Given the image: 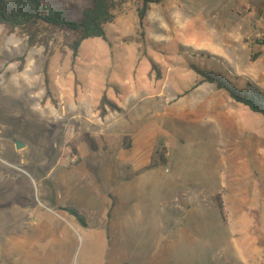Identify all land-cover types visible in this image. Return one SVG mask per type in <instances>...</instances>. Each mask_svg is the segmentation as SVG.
I'll list each match as a JSON object with an SVG mask.
<instances>
[{
	"label": "rangeland",
	"instance_id": "obj_1",
	"mask_svg": "<svg viewBox=\"0 0 264 264\" xmlns=\"http://www.w3.org/2000/svg\"><path fill=\"white\" fill-rule=\"evenodd\" d=\"M42 1L76 21L95 2ZM122 1L107 40L85 41L77 57L64 34L30 46L24 34L0 27V264H241L237 208L225 206L224 216L214 196L220 170L243 145L234 109L249 108L216 85L180 96L201 81L196 69L264 92V0H162L151 4L143 27V0ZM105 94L123 110L102 119ZM250 114L262 153L264 117ZM142 127L160 136L140 161L162 168L173 142V171L110 175L108 168L125 167L119 152L133 146L127 134ZM85 133L97 140V153ZM189 177L207 180L190 207ZM171 179L182 185L173 189ZM61 207L79 210L89 226ZM160 226L163 240L155 235ZM102 231L107 247L93 238Z\"/></svg>",
	"mask_w": 264,
	"mask_h": 264
},
{
	"label": "crops",
	"instance_id": "obj_2",
	"mask_svg": "<svg viewBox=\"0 0 264 264\" xmlns=\"http://www.w3.org/2000/svg\"><path fill=\"white\" fill-rule=\"evenodd\" d=\"M204 87H206V85L204 86L201 85L199 86V88L196 89L192 88L193 90L191 89V91L185 92L184 94H182V96H180V98L196 90L199 91L200 89H202V91H205L207 88ZM115 104L117 105V103ZM225 104L234 105V106L236 105L228 102H225ZM117 106L121 109L119 105ZM122 110L123 109H121L120 111ZM112 112L116 113L117 110L110 109L107 112L108 118L110 117V114ZM234 112L239 114V118H240L239 122L242 123V127L238 131V134L240 135V138H242L241 141L243 145L242 148H240V153L236 157V159H234L231 162V164L226 165L224 168L220 170L219 180H218L220 184H218V188H217L218 191L217 194L214 196V198L217 195H221L223 203L226 207L230 205L237 208L238 217L236 221H238L237 223H239L241 227V229L237 233L239 235V240L241 241H239V243H237L236 245V251L238 254V258L240 259L239 262L241 264H264V227L262 228L258 227V224L260 223L264 224V215L260 214V211H258L260 210V207L264 208V152L262 153L260 152V145H259L260 128L257 121L254 123L252 120H249L250 118H252V115L250 113L253 112L251 111L247 112V110L245 109L242 110L239 107L235 108ZM164 114L166 116L170 115L171 117H173V119L176 120L178 119V116H176L174 113L173 115H171L167 111L164 112ZM146 128L148 127L145 128L142 127L140 130H136L135 133L127 134L133 140L132 142L133 146L131 143L130 144L128 143L127 146L129 147V150L124 149V150H120L121 152H119L120 159L124 161L125 167L108 168L110 175H116V174L140 175L149 169L155 171L162 169L160 172H164L163 170H166L167 174L173 171L169 167L170 159H172L174 152L173 142H168L165 146L167 151V158H165L166 164L162 163L161 161L159 163L162 166L163 165L166 166L167 168H164V166L162 168L158 166L149 167L151 163L150 160H148V163H143L144 160L140 161L143 158L142 155L147 154L148 157H151L152 155L151 150L153 149V147H155L154 146L155 142L160 136V131L157 130L154 135H150L149 137L148 133H146ZM111 147L112 146H110V148ZM110 148L108 151H110ZM140 156L142 157L140 158ZM93 170H97V168ZM189 175H190V170H189ZM86 177L87 176H85L84 179ZM189 179H188L189 186L187 190L183 188V192H188L187 206L190 207L191 204L195 203L194 191L198 188L197 186L200 185V187H202L204 183L207 184V180L204 178H190V177ZM100 181H102L105 185H107L109 182H112V180L110 179L108 180V183L106 180H100ZM162 181H164V179H162ZM171 183L173 184V189L177 187L176 185H178V187L182 185L181 180L179 179L178 180L171 179ZM112 188H113L112 186L111 188L108 187V190L113 191ZM183 197L186 198L187 193H185ZM105 198H106L105 200L106 204L111 205L113 198L112 193L109 192L108 195L106 194ZM107 205H106V213L108 212ZM251 228H255L256 230L254 229L253 231H250ZM155 235L156 238L159 240L164 239L165 236L162 226L159 227V232L157 227V231ZM93 238L99 241L101 244H104L103 246L107 245L105 240L107 239L106 231H102V234H100L99 236L97 234L93 235ZM158 245L160 244L158 243Z\"/></svg>",
	"mask_w": 264,
	"mask_h": 264
},
{
	"label": "trees",
	"instance_id": "obj_3",
	"mask_svg": "<svg viewBox=\"0 0 264 264\" xmlns=\"http://www.w3.org/2000/svg\"><path fill=\"white\" fill-rule=\"evenodd\" d=\"M161 1L143 0L142 7L138 10L141 27L144 25L151 4H158ZM123 4L122 0H95L93 6L85 9L82 18L76 21L70 18V13L67 10L46 5L42 0H0V27H5L10 35L17 32L24 34L28 38L30 46L31 44L47 46L53 36L64 34L68 42L71 43L74 57H77L85 41L90 39L107 40L106 27L117 20ZM260 44L264 46V41ZM258 56L260 54H256L253 59H257ZM22 69L23 67L20 68V70ZM153 69V71L159 70L155 64ZM196 71L202 79L196 83L193 89L199 88L203 84L216 85L219 90H225L233 101L264 117V92L253 86L248 91H241L219 73L200 69H196ZM158 73L157 79L161 80V72L158 71ZM108 105L112 110H121L105 94L99 107L102 118L107 116ZM84 141L93 152L99 151L100 146L90 133L84 134ZM160 161L166 164L164 156L160 157ZM214 200L218 202V207L225 216L226 210L221 195H217ZM61 209L73 216L84 227L89 226L86 217L79 210L69 207Z\"/></svg>",
	"mask_w": 264,
	"mask_h": 264
},
{
	"label": "water",
	"instance_id": "obj_4",
	"mask_svg": "<svg viewBox=\"0 0 264 264\" xmlns=\"http://www.w3.org/2000/svg\"><path fill=\"white\" fill-rule=\"evenodd\" d=\"M24 147H25V146H24L22 143L16 141V148H17L18 151L23 150Z\"/></svg>",
	"mask_w": 264,
	"mask_h": 264
}]
</instances>
